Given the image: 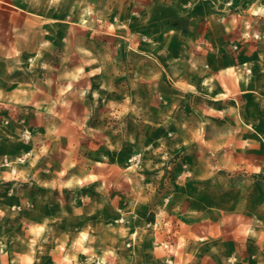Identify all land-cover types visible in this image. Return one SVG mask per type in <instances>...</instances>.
<instances>
[{"label":"rangeland","instance_id":"obj_1","mask_svg":"<svg viewBox=\"0 0 264 264\" xmlns=\"http://www.w3.org/2000/svg\"><path fill=\"white\" fill-rule=\"evenodd\" d=\"M147 4L0 64V264H264V0Z\"/></svg>","mask_w":264,"mask_h":264},{"label":"crops","instance_id":"obj_2","mask_svg":"<svg viewBox=\"0 0 264 264\" xmlns=\"http://www.w3.org/2000/svg\"><path fill=\"white\" fill-rule=\"evenodd\" d=\"M145 1L148 2L147 9L157 10L163 4V9L177 11L183 2L189 0ZM190 1L193 3L190 7L192 16H210L212 11L225 10L223 3L226 0ZM246 1L258 3V0ZM68 2L72 6L74 4V10L81 12L86 5L96 8L99 0H0V64L9 63V58L19 54V58L24 59L23 62L28 58L39 63L42 58L38 53L50 47L57 35L60 37L66 32ZM24 52H29L32 56L26 57Z\"/></svg>","mask_w":264,"mask_h":264}]
</instances>
